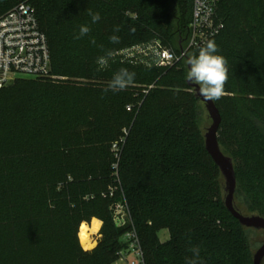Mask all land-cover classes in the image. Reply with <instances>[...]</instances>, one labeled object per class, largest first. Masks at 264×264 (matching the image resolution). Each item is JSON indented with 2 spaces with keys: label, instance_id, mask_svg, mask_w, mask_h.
I'll return each mask as SVG.
<instances>
[{
  "label": "trees",
  "instance_id": "16d2710c",
  "mask_svg": "<svg viewBox=\"0 0 264 264\" xmlns=\"http://www.w3.org/2000/svg\"><path fill=\"white\" fill-rule=\"evenodd\" d=\"M26 1L48 38L52 72L0 91V264H115L132 230L145 264H187L194 247L201 264H254L247 228L225 207V181L206 150L205 105L186 79L199 50L171 68L153 56L137 65L113 57L139 45L180 53L192 0H0V15ZM87 9L101 19L93 23ZM218 16L225 27L213 40L229 70L214 101L219 144L234 164L237 207L264 218V0H220ZM81 25L91 30L76 39ZM121 68L133 82L105 92ZM120 200L131 216L124 227L111 210ZM94 219L112 229L85 251L97 228L88 227L87 241L81 230Z\"/></svg>",
  "mask_w": 264,
  "mask_h": 264
},
{
  "label": "built area",
  "instance_id": "2783aa9c",
  "mask_svg": "<svg viewBox=\"0 0 264 264\" xmlns=\"http://www.w3.org/2000/svg\"><path fill=\"white\" fill-rule=\"evenodd\" d=\"M192 3L188 38L180 53L160 45L151 53L152 48L139 45L123 50L119 55L135 65L153 56L156 66L171 68L187 58L190 52L198 51L208 40L217 37L225 25L218 16L220 0H192ZM169 55L172 59H169ZM51 72L48 38L41 29L36 9L30 2H22L0 19V91L18 78L46 79L51 77ZM114 149L120 151L117 145ZM116 157L119 158V154ZM111 210L118 227L131 223L126 202L116 203ZM123 242L128 247L120 252L115 264H145L136 231L127 232Z\"/></svg>",
  "mask_w": 264,
  "mask_h": 264
},
{
  "label": "clouds",
  "instance_id": "9594fccd",
  "mask_svg": "<svg viewBox=\"0 0 264 264\" xmlns=\"http://www.w3.org/2000/svg\"><path fill=\"white\" fill-rule=\"evenodd\" d=\"M87 11L93 23L101 19L99 12H92L91 9H87ZM90 30L88 26L81 25L79 35L75 38L80 39L82 36L87 35ZM119 31L120 26H114L113 33ZM109 39L112 43L120 42V37L115 34L111 35ZM92 43H95V40H93ZM218 52L219 49L217 44L214 40L210 39L203 47L199 48L198 54L192 55L187 61L189 69L186 74V79L199 86V93L205 100L215 101L225 94V85L228 82V61L223 55L217 54ZM111 56L112 52L109 51L107 56L99 57L97 59L98 65L101 68L106 67L108 59ZM169 59H172L171 55H169ZM134 78V72H130L126 68H121L114 74L108 87L105 88L104 91L124 90L133 82ZM190 251L193 253V256L187 261V264H201L199 260L200 249L194 247L190 249Z\"/></svg>",
  "mask_w": 264,
  "mask_h": 264
},
{
  "label": "water",
  "instance_id": "95a60500",
  "mask_svg": "<svg viewBox=\"0 0 264 264\" xmlns=\"http://www.w3.org/2000/svg\"><path fill=\"white\" fill-rule=\"evenodd\" d=\"M13 83L10 84V86ZM190 87L195 91V95L205 105L208 116L212 121L211 126L205 133L206 150L219 167L221 174L225 181L224 186V204L232 216L239 221V223L247 229H255L264 231V218L259 215H245L243 214L235 203V193L237 189V179L233 161L230 157L226 156L220 147L218 132L222 122L221 115L217 109L215 102L205 100L199 93V86L188 81ZM264 260V244L253 256L254 264H262Z\"/></svg>",
  "mask_w": 264,
  "mask_h": 264
},
{
  "label": "rangeland",
  "instance_id": "374dc122",
  "mask_svg": "<svg viewBox=\"0 0 264 264\" xmlns=\"http://www.w3.org/2000/svg\"><path fill=\"white\" fill-rule=\"evenodd\" d=\"M6 13H2L0 15V19L5 15ZM120 52L113 56V57H117L121 62L126 63V64H132L131 62H129L128 60L122 58L120 55ZM109 63V61H108ZM133 65V64H132ZM18 79H25V80H28V81H42L43 79H33V78H18ZM17 79V80H18ZM46 82H54V81H51V80H44ZM83 80H78V82H82ZM60 82H64V80H61ZM135 88H141L142 90H146L148 87L146 85H137L135 84L134 85ZM146 92V91H145ZM202 122H203V125H204V130H205V133L206 131L208 130V128L211 126L212 124V121L210 120V118H208V113L207 111H203L202 112ZM119 183L121 182L120 181V178L118 179ZM118 188L114 189V191H116ZM118 203H123V200L119 201ZM246 215H250L249 213H245ZM100 220L97 221V219L93 220V222L88 225L86 224L90 229H94V227H96V231L92 233V241L91 243L93 244V247L91 248H88L86 249L85 247H83V245L81 244V241H80V244L82 246V248L85 250V251H93L95 248H97L98 244H99V240L102 238V230L103 228H106L107 231L111 232V224L109 222L105 223L103 221H100L101 223H99ZM96 223V224H95ZM81 228V227H80ZM81 230V229H80ZM80 230H79V233H80ZM246 233H247V237L249 239V242H250V245L252 247V252H253V256L257 253V251L263 246L264 244V231L262 230H255V229H247L246 230ZM82 237H84V239L87 241L88 240V234L87 235H82ZM159 237H160V240L162 242L164 241H167L170 237V234L167 230H163L160 234H159ZM80 240V238H79ZM262 264H264V260L262 261Z\"/></svg>",
  "mask_w": 264,
  "mask_h": 264
},
{
  "label": "bare ground",
  "instance_id": "6f19581e",
  "mask_svg": "<svg viewBox=\"0 0 264 264\" xmlns=\"http://www.w3.org/2000/svg\"><path fill=\"white\" fill-rule=\"evenodd\" d=\"M89 233V228L87 225H83L82 230H81V234L82 235H87Z\"/></svg>",
  "mask_w": 264,
  "mask_h": 264
},
{
  "label": "crops",
  "instance_id": "0c3cea01",
  "mask_svg": "<svg viewBox=\"0 0 264 264\" xmlns=\"http://www.w3.org/2000/svg\"><path fill=\"white\" fill-rule=\"evenodd\" d=\"M96 220V219H95ZM98 221V220H97ZM99 223H101L100 221H99ZM168 231V230H167ZM169 232V231H168ZM165 242V241H164Z\"/></svg>",
  "mask_w": 264,
  "mask_h": 264
}]
</instances>
